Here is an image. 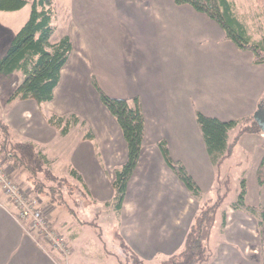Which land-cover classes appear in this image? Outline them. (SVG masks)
Returning <instances> with one entry per match:
<instances>
[{"label":"crops","instance_id":"crops-1","mask_svg":"<svg viewBox=\"0 0 264 264\" xmlns=\"http://www.w3.org/2000/svg\"><path fill=\"white\" fill-rule=\"evenodd\" d=\"M70 5L72 18L63 33L69 36L72 50L60 72L53 100L42 105L54 114L80 113L93 135L87 141L92 143L87 152L98 161L97 157L114 156V150H107L109 135L114 137L124 157L126 146L121 131L115 119L101 107H94L98 115L89 118L80 100L75 103L74 96L78 99L83 90L90 89L93 77L101 90L112 97L139 99L144 119L143 141L119 212L118 232L139 258L140 244L151 246L149 258H141L144 264L176 253L183 246L199 205L190 207V201H197L166 166L157 144L162 140L167 143L171 157L184 165L202 195L215 191L216 169L207 155L198 125L196 128L194 124L195 113L199 111L221 121L252 115L264 93V64L254 65L251 55L245 65L244 55L224 39L215 22L191 6L176 5L173 0H71ZM207 33H214L216 44L213 48L208 44V50L201 52ZM246 82L250 89L248 99L244 97ZM36 111L43 120H36L34 131L47 126L46 129L49 127L57 134L40 110ZM48 111L46 115L51 113ZM21 116L18 114L22 120ZM10 117L4 119L14 130L15 117ZM30 128L28 142L43 140V131L36 130L32 141ZM232 131L230 142L237 132ZM263 139L264 133L241 135L230 157L240 148H249ZM85 140L78 149L85 148ZM92 172L96 174L99 170L92 166ZM81 175L88 184L85 174ZM208 178L211 185L205 183ZM245 202L259 205L249 191ZM261 203L264 206V201ZM230 204L221 206L216 231L223 239L214 249L211 240L213 256L207 264H264V224H259L258 218L248 212L232 209ZM13 213L0 191V264H74L80 231L64 239L70 249L64 257L39 236L28 233V223L16 221Z\"/></svg>","mask_w":264,"mask_h":264},{"label":"trees","instance_id":"trees-1","mask_svg":"<svg viewBox=\"0 0 264 264\" xmlns=\"http://www.w3.org/2000/svg\"><path fill=\"white\" fill-rule=\"evenodd\" d=\"M29 0H0V11L12 12L23 8ZM176 5H189L196 12L206 15L215 22L224 33V39L230 41L238 50L249 51L252 54L254 65L264 64V37L254 40L244 22L236 15L231 0H173ZM264 15V0H259ZM55 11L53 0H31V10L27 21L15 33L5 53L0 57V74L10 76L21 73L22 78L17 84L9 100H32L37 105L49 103L53 100L54 90L60 82V72L66 64L72 50V43L67 35H63L57 42H52L51 37L55 32L53 20ZM91 86L97 94L101 104L115 119L122 138L126 144V159L124 163L114 170L111 182L113 196L111 202L105 205L112 207L117 214L121 211L125 198L128 181L137 165L144 134V119L138 98L126 100L113 98L104 93L93 77ZM259 104L264 108V93L259 99ZM196 123L200 130L202 140L213 167L218 171L220 166L232 154L236 140L243 134L264 133L254 114L242 119L221 121L215 117L204 115L196 111ZM50 126L57 129L60 135L65 136L76 125L85 126V121L80 120L75 114L69 116L51 115L47 118ZM236 130L232 142L229 134ZM10 130L0 119L1 150L7 151L13 168H22L32 177L44 173L46 177L54 180L47 168L50 161L31 142L16 141L9 147L5 141L10 137ZM85 139L92 140L91 132ZM158 149L166 166L180 180L191 196L200 202L196 215L190 224L184 238L182 249L173 253L158 264H207L213 256L210 247V238L216 225L217 213L230 192V181L226 177L220 182L216 176V184L221 183L212 198L202 202V192L195 183L184 165L174 160L169 152L167 143L159 141ZM7 149V150H6ZM70 176L77 182L83 179L76 170H70ZM257 184L264 185V153L255 171ZM239 192L236 199L230 204L234 210L248 212L258 218L259 224H264V207L250 206L245 202L247 193L246 182L242 177L239 181ZM212 200V201H211ZM91 223H89L90 225ZM221 228L225 226V216H221ZM98 228L97 225L94 226ZM100 238V234L97 235ZM119 241V248L129 255L131 264H144L126 245L119 233L115 234Z\"/></svg>","mask_w":264,"mask_h":264},{"label":"rangeland","instance_id":"rangeland-1","mask_svg":"<svg viewBox=\"0 0 264 264\" xmlns=\"http://www.w3.org/2000/svg\"><path fill=\"white\" fill-rule=\"evenodd\" d=\"M70 1L71 0H53L55 17L52 22L56 29L51 37L52 42H57L64 35L63 32L65 29L68 28L73 12L71 5L69 6ZM231 2L233 3L237 17L244 22L251 37L254 40H259L264 37V15L259 0H231ZM30 10L31 0L20 10L12 12L0 11V57L5 53L15 33L27 21ZM214 36V33H207L205 35V46H201L199 49L201 52L207 51L209 45L212 48L215 47L216 43ZM239 52L245 57V65L249 63L248 59L252 54L249 51L239 50ZM247 72L248 70L245 66L244 73L247 74ZM21 78L22 75L19 72L10 76H3L0 74V119L6 124L7 122H5L4 118L11 119L10 116L15 117L12 123L15 131L11 130L6 124L11 134L9 139L5 141V145L8 148L10 143H15L16 141L28 142V129L30 127L32 128H30V131L32 130V141L35 139L34 132L36 130L43 131V140L36 141V145H34L50 161L47 168L55 179H49L44 173H38L32 177L22 168H13V163L7 151L5 152L1 149L0 166L26 195L31 199L34 198L37 200L39 207L45 211L55 231H57L63 239H69L72 234L74 235L75 232L80 231L79 235L81 236L78 239L80 245L76 246L75 254L73 255L74 264L76 261L78 264H131L129 255L121 251L119 248V241L115 237V234L119 233L120 213L117 214L113 211L112 207L105 205L106 202H111V182L114 178V170L123 164L120 165V162L124 157L126 158V151L124 157H122L114 137L109 135L107 150H114V156L106 157V159L97 157L98 161L96 157L95 159L91 158L92 156H90V153L87 151L89 147L92 148V143L87 142L88 139L85 140V135L91 132V126L87 122H85V126H80L79 124L72 127L65 136L60 135L58 130L57 134H53L51 128H45L47 126L42 128L39 126L34 131V128H36L34 126L36 120L38 118L40 122L43 120L42 117L40 119V115H38L36 110H40L39 112L45 119L51 115L69 116L72 113L77 115L82 121L84 118L80 113L71 111L66 114H54L52 111L47 110L48 113H51L46 115V106L37 105L33 101L26 102L19 99L9 100L10 95ZM88 85L87 83V86ZM249 90V84L246 82L244 90L245 99H248L247 95H249V92L247 91ZM108 96L112 97L111 95ZM73 99L75 103L80 100V104H82L84 108L83 111L86 112L89 118H92L94 114H96V116L98 115L96 112L97 109H94L96 106H98V108L101 107L100 109L103 108L104 111L109 114L107 109L101 104L92 87L83 90L78 99H75V96ZM73 99H69V101L73 103ZM24 106H26V109L21 110V108H25ZM23 111H25V113L22 117L21 113ZM18 114L19 118L21 116L22 120L18 118ZM253 114H257L264 120V109L260 104L252 115ZM242 118L243 117L240 119ZM195 121L194 119V124L197 128ZM49 130L51 132H49ZM230 133L234 134V131ZM82 140H85V148L83 150L78 149ZM1 142L0 139V148ZM124 146H126L125 142ZM262 152H264V139L262 141L259 140L255 145H251L249 148H240L232 157L225 160L220 166V169L216 171L215 177L219 175L221 179L220 182H223L226 177H228L230 181V192L223 202V207L236 199L240 188L239 181L242 177L245 179L249 196H255L259 204L257 206L264 207L261 203L264 201V185H258L255 176V165L262 155ZM104 160H107V162L105 163ZM92 166H95L99 172L93 174ZM71 169L76 170L79 174L84 173L88 180V184L84 181L81 174L83 179L82 184L72 178L69 174ZM208 180L209 181L205 183L211 185L212 182H210V178H208ZM220 182L215 184V189L220 187L222 192L223 188ZM213 188L214 185L212 189ZM215 197L214 189L212 191H206V194L204 193L202 195V202L209 200V198L214 200ZM196 201L197 202L190 201L191 208L195 207L196 203L200 205L201 201ZM248 202L250 203L251 200L249 199ZM220 209L217 213L216 223L217 220L219 221L220 219ZM89 223L91 224L89 225ZM218 224L219 222L216 225L215 231L218 228ZM95 225H97L98 228H95ZM215 231H212L210 238V242L214 240L213 244H211L213 249L214 245L217 247L219 245L218 243H221L223 239L219 236V232ZM67 234H69V236ZM98 234H100V238L97 236ZM41 241L44 242L42 239ZM148 246L149 247H146L144 244H140L139 246L142 259H144V256L149 258V254L152 252L150 249L151 246ZM181 249L182 247L179 250ZM131 250L134 252L133 249ZM167 256L169 255L159 257L153 261H146L145 264H158Z\"/></svg>","mask_w":264,"mask_h":264},{"label":"built area","instance_id":"built-area-1","mask_svg":"<svg viewBox=\"0 0 264 264\" xmlns=\"http://www.w3.org/2000/svg\"><path fill=\"white\" fill-rule=\"evenodd\" d=\"M0 191L13 208L14 219L18 222L28 223V233L36 234L52 250L58 251L64 257L69 255L68 245L62 236L55 231L45 211L39 207L37 200L26 195L1 166Z\"/></svg>","mask_w":264,"mask_h":264},{"label":"water","instance_id":"water-1","mask_svg":"<svg viewBox=\"0 0 264 264\" xmlns=\"http://www.w3.org/2000/svg\"><path fill=\"white\" fill-rule=\"evenodd\" d=\"M255 118L257 119L258 124L260 125L262 132H264V120L263 118H261L260 116H258L257 114L254 115Z\"/></svg>","mask_w":264,"mask_h":264}]
</instances>
